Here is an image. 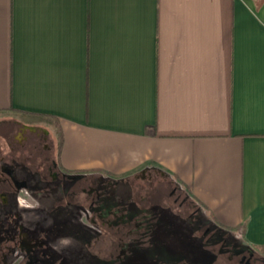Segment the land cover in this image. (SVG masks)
<instances>
[{"label":"crops","instance_id":"crops-1","mask_svg":"<svg viewBox=\"0 0 264 264\" xmlns=\"http://www.w3.org/2000/svg\"><path fill=\"white\" fill-rule=\"evenodd\" d=\"M6 115L55 126L65 172L162 179L264 254V0H0Z\"/></svg>","mask_w":264,"mask_h":264},{"label":"flooded vegetation","instance_id":"flooded-vegetation-1","mask_svg":"<svg viewBox=\"0 0 264 264\" xmlns=\"http://www.w3.org/2000/svg\"><path fill=\"white\" fill-rule=\"evenodd\" d=\"M17 141L18 138L12 133L5 141L9 145L8 151L0 150V264H66L68 255L79 258L80 262L76 264H83L80 251L76 248L68 251L62 237L67 228L64 221L65 198L69 197L75 206H85L90 213L99 210L97 205L100 200L92 199L84 205L75 200L73 194L82 190L81 176L70 177L60 166L57 168L50 159L51 148L47 149V158L41 151L36 152L42 148L31 139L25 137L21 142ZM11 142L26 149L21 156ZM36 154L42 157L39 166L33 164ZM51 160L53 168L50 166ZM66 182L70 183L68 188ZM108 189H104L101 201L105 195H110L111 189ZM187 217L188 224L192 225L199 219L197 212ZM87 221L92 226L98 223L91 215ZM118 223L138 225L137 228L144 229L146 233L143 231L135 235L121 249L120 241L113 243L116 252L112 258L101 260V264H217L215 261L219 257L227 260V263L219 264H264L263 253L245 244L240 237L228 240L229 235L222 234L221 228L216 225L211 228L199 222L196 229L201 238L199 245L192 239H185L175 248L174 257L167 260L168 253L162 243L165 241L169 244L171 240H159L155 234L151 236L152 230L157 227L156 217L149 221L136 217ZM76 234H80V231L77 230ZM92 257L90 261L98 260L97 256ZM86 263L89 264L88 261Z\"/></svg>","mask_w":264,"mask_h":264},{"label":"rangeland","instance_id":"rangeland-1","mask_svg":"<svg viewBox=\"0 0 264 264\" xmlns=\"http://www.w3.org/2000/svg\"><path fill=\"white\" fill-rule=\"evenodd\" d=\"M4 117L5 118L0 121V150H4L5 152L8 151L9 145H7L5 141L6 137H10L12 133L18 138L17 142H21L23 138L27 137L28 139H31L33 143H36L37 146L42 148L36 152L38 153L41 151L42 155L47 158L49 156L47 149L51 148L50 159H53L57 168L59 167L57 161L58 157H56L59 135L55 126H51L42 120L35 122H39V124L45 125L47 128H43V126L25 127L21 120L22 117L20 116L6 115ZM26 128L35 131V133L29 132L30 130ZM11 143L14 145L13 147L19 156H21V153L26 150H23L18 143ZM41 158V155H35L34 166L41 165ZM50 166H52V168L54 167V165H52V160ZM67 175L70 177L81 176L80 183L82 190L73 194V198L81 202L83 205L87 204L92 199H95L96 201L100 200L97 208L104 213V215L100 214L99 210L90 213L85 206H75L69 197L65 198L67 206L66 210H64V221L67 228L62 237L65 238L68 251H70V249L75 250V248L80 251L83 264L87 261L89 264H101V260L112 258L113 254L116 252V245H113V243L115 244V242L120 241L121 249V247L133 239L135 235L141 234V232L144 231L142 228L138 229V225L135 226L130 223L123 225L116 222V220L131 221L135 219L142 209L139 203V197L141 195L145 196L147 193L151 194L150 199L153 200L152 210L157 211V227L152 230L151 236H154L155 234L159 240H171L169 244H166L165 241L162 243V247L168 253L169 258H166L167 260L170 259V257H174L175 248H177L178 244L180 245L181 241L185 239H192L199 245L201 238L196 230L199 222L208 224L211 228L215 227V224L211 221L209 216L202 210H199L197 213L199 218L198 222L194 225L188 224L187 216L196 215L197 206L191 201L185 199L182 200L181 196H177L178 193L172 192L173 190H171L169 184H166L162 179H156L155 181L152 180L150 185H147L145 180L140 182L139 179L135 184L130 180L116 179L109 182L108 178L95 173H68ZM69 184V182H66V188L69 187ZM100 186H103V188H100ZM108 188L111 189L109 194H112V196L105 195L104 200L101 201L104 197L103 191L106 189L109 190ZM150 189H152V192H150ZM149 194H147L148 197ZM114 209H117L118 211L125 210L126 212L124 216L113 218L114 222H110L108 221L109 218L105 215L110 214ZM89 215L97 220L98 223L93 224V226L88 223L87 218ZM77 230L80 231V234H76ZM220 231L222 234L226 233L229 235L228 240H230L231 237H233V239L239 238V232L233 233L226 231L223 228H221ZM215 247H218V245H215ZM118 248L119 247L117 246V249ZM153 249L155 248H152V250ZM73 256H67V259L65 260L66 264H76V262H80L78 257L76 258ZM92 256H97L98 260H91V262L90 258ZM262 260L264 261V258H262ZM215 263H227V260L219 257Z\"/></svg>","mask_w":264,"mask_h":264},{"label":"trees","instance_id":"trees-1","mask_svg":"<svg viewBox=\"0 0 264 264\" xmlns=\"http://www.w3.org/2000/svg\"><path fill=\"white\" fill-rule=\"evenodd\" d=\"M57 132H58V135H59V142H58V144H57V155L59 156V151H60V147H61V135H60L59 130H57ZM57 160H58V159H57ZM260 250H261L262 252H264V247H261Z\"/></svg>","mask_w":264,"mask_h":264}]
</instances>
